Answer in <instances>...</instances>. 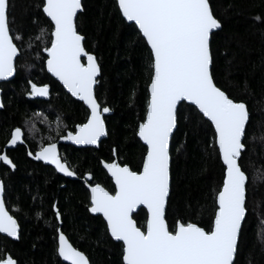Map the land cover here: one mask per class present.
I'll return each instance as SVG.
<instances>
[{
  "label": "snow or ice",
  "instance_id": "1",
  "mask_svg": "<svg viewBox=\"0 0 264 264\" xmlns=\"http://www.w3.org/2000/svg\"><path fill=\"white\" fill-rule=\"evenodd\" d=\"M112 7L146 54V103L133 127V136L143 151L136 169L118 159L100 161L110 177L111 190L93 183L91 172L83 174L87 211L102 218L104 239L115 243L119 264H239L249 216L250 176L244 161L249 151L251 112L246 100L233 97L229 86H220L214 75L213 42L223 23L213 12L210 0H113ZM14 8L13 0H0V81L8 82L16 75L18 58L25 45L33 47L28 40L34 37L43 40L39 50L43 54L36 56L42 70L87 106L84 122L76 123L71 130L58 126L56 138L26 154L65 177H76L54 141L58 138L73 145L98 146L108 135L105 114L112 112L97 98L101 65L87 50L86 37L78 30V13L84 10L82 0H34L29 7L31 27L17 22ZM253 19L264 25V17ZM27 84L28 97H50L49 83L38 86L29 79ZM4 107L0 100V109ZM182 121L210 132L209 157L220 165L221 181L210 191L212 209L206 222L203 206H172V142ZM8 135L5 149L0 151L5 175L17 168L8 149L26 144L20 126L13 127ZM183 147L181 144L176 151ZM112 155L117 156L116 148ZM259 178L252 176V184ZM4 195L5 184L0 180V234L18 241L20 225ZM50 212L58 264H91L63 232L57 202L50 204ZM41 215L36 212L37 219ZM260 223L264 224V219ZM260 243L264 246V238ZM0 264H18L4 246H0Z\"/></svg>",
  "mask_w": 264,
  "mask_h": 264
},
{
  "label": "trees",
  "instance_id": "2",
  "mask_svg": "<svg viewBox=\"0 0 264 264\" xmlns=\"http://www.w3.org/2000/svg\"><path fill=\"white\" fill-rule=\"evenodd\" d=\"M13 2L17 22L23 21L31 27L28 24L29 7L34 0ZM82 4L84 10L78 15V30L86 37L87 50L101 65L96 95L102 105L112 108V112L105 117L108 135L97 150L61 146L60 155L75 170L77 180L58 176L49 167L31 161L26 154L27 150H36L40 144L56 138L58 126L61 129L67 126L71 130L87 116L84 106L67 95L42 70L36 56L43 40L34 37L28 40L33 47L29 49L25 45V51L17 61L15 77L0 85L1 100L5 105L0 110V151L15 126L22 128L26 140L24 146L7 151L17 165L16 170L5 175L4 167H0L6 205L20 225V239L12 241L0 236V246H4L18 264H58L55 233L51 226L54 222L50 212L52 202H57L62 212V230L69 242L84 252L91 264H119L118 248L114 242L104 239L102 219L87 211V189L81 177L91 172L93 183L111 190L113 185L101 168V160L115 158L133 169L138 167L143 149L133 136V127L142 116L146 103V54L121 24L112 7L113 0H82ZM210 4L223 23L213 42L215 78L220 86H229L233 97H243L251 112L249 151L244 161L250 176L249 216L238 260L239 264H264V246L260 243L264 238V224L260 223L264 219V25L253 19L264 17V0H210ZM29 79L38 86L50 84L51 95L47 101L25 94ZM211 140L206 129L182 121L172 142V206L178 209L188 205L194 209L203 206L205 222L212 209L210 191L221 181L220 165L214 157H209L211 149L207 145ZM181 144L184 147L177 152L176 148ZM113 148L117 149L115 157ZM254 175L260 178L252 184ZM15 208L19 211H14ZM37 211L42 214L40 219L36 218ZM171 220L170 216V223Z\"/></svg>",
  "mask_w": 264,
  "mask_h": 264
},
{
  "label": "water",
  "instance_id": "3",
  "mask_svg": "<svg viewBox=\"0 0 264 264\" xmlns=\"http://www.w3.org/2000/svg\"><path fill=\"white\" fill-rule=\"evenodd\" d=\"M79 14H80V13H78V15H79ZM45 72H46V71H45ZM48 75L50 76V74H48ZM14 77H15V76H14ZM14 77H13V78H14ZM50 77H51V76H50ZM13 78H10V81H11ZM51 78L55 81V78H54V77H51ZM8 82H9V81H8ZM55 82H56V83H57V84L63 89V91H64L67 95L70 96V94L67 93V90L64 89L63 86L60 85L58 81H55ZM3 83H7V82L0 81V85L3 84ZM70 97H71V96H70ZM71 98H72L73 100H75V101L81 103V104L83 105V102L78 101V100H76V99L73 98V97H71ZM34 99L39 100V101H47V100L49 99V97H48V98H39V97H35ZM0 100H1V90H0ZM83 106H84L85 109L87 108L86 105H83ZM0 110H2V109H0ZM110 114H111V113L105 114V117L109 116ZM106 137H107V136H106ZM106 137H102V138H101V140H100V142H99V145H100V143H101L104 139H106ZM137 139H138V138H137ZM57 142H58V147H59V146H70V147H73V148H75V149H95V150H97V149L99 148V145H98V146H78V145H73V144H71L70 141L58 140ZM4 149H5V147L3 148V151H4ZM8 150H12V149L10 148V149H8ZM28 158L31 160L30 157H28ZM114 159H115V158H114ZM31 161H33V162H35V163H41L43 166L49 167V168H51L52 170H54V168H53L52 166H50V165H45V164H43V162H40V161H34V160H31ZM0 167H1V166H0ZM101 168L103 169L102 164H101ZM54 171H55V170H54ZM103 171L106 173V170L103 169ZM56 174H57L58 176L62 177V178H65V179H68V180H71V181H75V180H77V177H65L62 173H57V172H56ZM106 175H107V174H106ZM109 179H110V177H109ZM81 182L85 185L83 179H81ZM89 214H90L91 216H93V217H97V216H94V215L91 214V213H89ZM101 219H102V218H101ZM0 236L4 237L3 234H0ZM8 239H10V238H8ZM10 240H11V239H10Z\"/></svg>",
  "mask_w": 264,
  "mask_h": 264
},
{
  "label": "flooded vegetation",
  "instance_id": "4",
  "mask_svg": "<svg viewBox=\"0 0 264 264\" xmlns=\"http://www.w3.org/2000/svg\"><path fill=\"white\" fill-rule=\"evenodd\" d=\"M58 141V138L54 141V142H57ZM70 147V146H69ZM60 148H61V146H59L58 147V149H59V152H60ZM51 169V168H50ZM54 171V170H53ZM55 172V171H54ZM56 173V172H55Z\"/></svg>",
  "mask_w": 264,
  "mask_h": 264
},
{
  "label": "rangeland",
  "instance_id": "5",
  "mask_svg": "<svg viewBox=\"0 0 264 264\" xmlns=\"http://www.w3.org/2000/svg\"><path fill=\"white\" fill-rule=\"evenodd\" d=\"M33 130V128L32 129H29L27 132H30V131H32ZM31 136H32V134H31Z\"/></svg>",
  "mask_w": 264,
  "mask_h": 264
}]
</instances>
